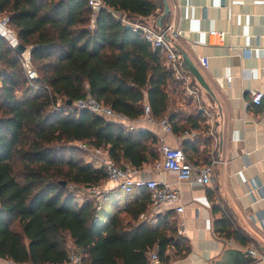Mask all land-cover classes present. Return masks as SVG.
Wrapping results in <instances>:
<instances>
[{"label": "trees", "instance_id": "16d2710c", "mask_svg": "<svg viewBox=\"0 0 264 264\" xmlns=\"http://www.w3.org/2000/svg\"><path fill=\"white\" fill-rule=\"evenodd\" d=\"M102 1L105 6L93 13L86 0H0V15L8 17L18 43L30 46L38 86L28 84L19 53L0 36V258L54 264L73 250L81 264H149L156 248L159 262L168 264V249L178 257L189 253L168 211L155 224L143 218L148 192L128 201L103 226L94 201L78 204L69 188L106 180L77 143L103 149L119 166L140 169L159 158L150 131L128 130L68 108L67 100L72 103L87 91L130 119L140 117L148 104L152 116L166 118L175 133L205 127L201 110L186 118L174 111L177 97L187 105L191 100L178 90L182 81L165 54L108 10L141 20L162 0ZM229 225L222 215L215 228L230 237Z\"/></svg>", "mask_w": 264, "mask_h": 264}, {"label": "crops", "instance_id": "0c3cea01", "mask_svg": "<svg viewBox=\"0 0 264 264\" xmlns=\"http://www.w3.org/2000/svg\"><path fill=\"white\" fill-rule=\"evenodd\" d=\"M162 3L141 20L156 28L174 24L181 30V36L174 41L175 48L181 55L186 54L208 89L181 67V56L180 77L175 76L183 83L184 79H191L188 93L196 98L186 96L191 100L188 105L183 98L177 100L174 111L186 118L192 113L193 102H200L201 108L196 110L203 112L205 121L201 124L206 129L187 130L196 134L190 139L182 136L184 131H164L152 114V122L142 120L141 115L130 119V123L136 127L133 130L146 129L153 133L158 145L162 139L170 146H180L196 166L212 163L209 185L196 183L195 174L181 180L172 171L155 170L153 164L140 168L136 175L139 180L153 179L179 191L183 211L168 212L178 234L186 239L189 253L178 257L176 250L168 249L171 257L168 264H226L221 263V258L229 250L239 253L228 256L249 260L246 264H264V225L258 222L264 213V133L256 122L264 98L261 107L254 106L248 94L251 89L264 94V0H162ZM165 4L169 12L158 26L157 19L163 14ZM210 31L223 32L217 44L211 43ZM202 59L207 60L206 65ZM228 76L230 81L226 79ZM210 129L213 135L209 134ZM186 140L193 144H187ZM92 160L87 162L100 167ZM101 184L109 189L96 210L97 221L103 226L128 201L147 192L138 187L126 192L108 180ZM80 187L73 188L78 204L92 201ZM222 215L229 219L230 237L216 231V220ZM151 216L148 209L143 218L155 224L156 219Z\"/></svg>", "mask_w": 264, "mask_h": 264}, {"label": "built area", "instance_id": "2783aa9c", "mask_svg": "<svg viewBox=\"0 0 264 264\" xmlns=\"http://www.w3.org/2000/svg\"><path fill=\"white\" fill-rule=\"evenodd\" d=\"M86 2L93 13L105 6L102 0H86ZM108 10L116 19L130 27L132 31L140 33L153 50L163 52L165 54L166 64L173 69L174 74L177 77H180V68L178 64L181 59V53L176 50L174 41L181 36L182 32L176 25L169 24L162 28H156L137 19L131 20L127 18L126 14L122 11H115L113 9ZM0 25V36L4 38L9 46L15 49L19 43L16 33L12 31L9 26L8 17L6 15H0ZM209 35L211 36V43L217 44L222 39L223 32L210 31ZM19 60L31 86L35 89L38 88L33 82L37 77V73L30 62V48L26 49L25 47V50L19 54ZM201 62L202 64H207L206 59H202ZM226 79L230 81L231 77L228 76ZM42 89L46 91L49 90L47 86L42 87ZM248 94L251 104L254 106H262L264 98L263 92L251 89L248 91ZM61 106L62 101L58 99L55 107L60 108ZM68 108L71 110H86L94 115L107 119L110 118L116 123L122 124L126 129H136V127L130 123V118L114 111L110 106L105 105L103 102L98 101L92 97L88 91L85 96L76 99L68 105ZM141 119L147 122L154 121L151 116V108L148 104L144 105ZM256 122L261 126V130L264 133V107L260 109ZM158 123L164 131L169 133L172 132L171 125L166 118L158 120ZM209 134L213 135L211 129L209 130ZM182 136L193 139L196 134L185 130L182 133ZM78 146L81 149L88 151L90 158L95 160L104 170L106 180L116 183L117 187L120 189L130 192L133 187L145 188L149 196L148 209L152 213V219H156L159 215H162L167 211H183V206L180 204L179 191L177 189L172 188L166 183L153 179L146 181L137 179L136 175L139 169L133 168L129 165H117L109 158L106 151L103 149H90L84 143H78ZM153 168L157 171H172L181 180H188L193 174H195L194 180L196 183L209 185L212 182V163L196 166L188 160L185 152L180 146H170L162 139L159 141V158L154 162ZM80 188L95 200L96 210L99 208L100 202L105 200V197L109 192V189L104 187L101 183L81 186ZM258 222L262 226L264 225V213L259 216ZM249 252L253 255L255 254L253 250H249ZM148 259L149 264H160L156 248L149 253ZM0 261H2L0 264H25L15 262L8 258H0ZM54 264H81V258L71 250L68 252L65 260Z\"/></svg>", "mask_w": 264, "mask_h": 264}, {"label": "water", "instance_id": "95a60500", "mask_svg": "<svg viewBox=\"0 0 264 264\" xmlns=\"http://www.w3.org/2000/svg\"><path fill=\"white\" fill-rule=\"evenodd\" d=\"M169 12L168 6L165 4L164 5V12L161 16H159V18L157 19V25L161 26V21L163 19V17L165 15H167ZM25 50V47L21 44H18L15 47V51L17 53H22ZM182 65L181 67L188 71L189 73L192 74V76H194V78H196V80L200 83V85L206 89H208L204 79L202 78L201 74L199 73V71L197 70V68L194 66V64L189 60V58L186 56V54L182 53ZM66 104L70 105L71 101L67 100ZM62 185H65L66 182L63 181L61 182ZM237 253H239L237 250H229L228 252L226 251L222 258H221V263H226V264H246L249 262V260L244 259V260H239V258L237 257H230L228 256V254H231L232 256H235Z\"/></svg>", "mask_w": 264, "mask_h": 264}, {"label": "rangeland", "instance_id": "374dc122", "mask_svg": "<svg viewBox=\"0 0 264 264\" xmlns=\"http://www.w3.org/2000/svg\"><path fill=\"white\" fill-rule=\"evenodd\" d=\"M30 48V46H27L26 47V49H29ZM33 67V66H32ZM185 80V82L183 83L182 82V85H181V87H179L178 88V90L181 92L182 91V95L183 96H188V95H193V96H195L194 94H189L188 93V89L189 88H187V87H189L190 86V88H191V79L190 78H186V79H184ZM29 85H31V83L29 82L28 83ZM191 93H192V91H190ZM18 96L19 97H21V92L19 91L18 93ZM195 98H196V96H195ZM177 100H178V97H177ZM177 106H179V105H177ZM181 108H183V107H181ZM199 108H201V105H200V102H197V101H194L193 102V104L190 106V110L191 111H193V110H196V109H199ZM185 109L187 110V108L185 107ZM84 158L86 159V160H89L90 159V156L87 154V155H85L84 156ZM93 161V160H92ZM69 188H70V190L73 192L74 190H73V187L72 186H69ZM0 263H2V261H0Z\"/></svg>", "mask_w": 264, "mask_h": 264}]
</instances>
